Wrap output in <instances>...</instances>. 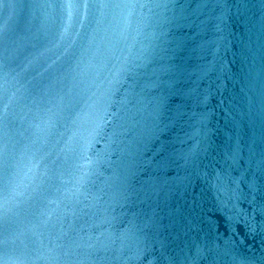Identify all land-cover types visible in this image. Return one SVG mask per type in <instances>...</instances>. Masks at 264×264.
<instances>
[{"label":"water","instance_id":"water-1","mask_svg":"<svg viewBox=\"0 0 264 264\" xmlns=\"http://www.w3.org/2000/svg\"><path fill=\"white\" fill-rule=\"evenodd\" d=\"M0 264H264V0H0Z\"/></svg>","mask_w":264,"mask_h":264}]
</instances>
